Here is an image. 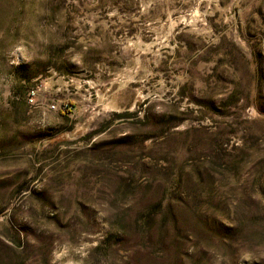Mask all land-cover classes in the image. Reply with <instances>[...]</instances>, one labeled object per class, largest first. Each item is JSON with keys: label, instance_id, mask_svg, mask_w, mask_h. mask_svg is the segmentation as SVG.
<instances>
[{"label": "rangeland", "instance_id": "obj_1", "mask_svg": "<svg viewBox=\"0 0 264 264\" xmlns=\"http://www.w3.org/2000/svg\"><path fill=\"white\" fill-rule=\"evenodd\" d=\"M0 264H264V0H0Z\"/></svg>", "mask_w": 264, "mask_h": 264}, {"label": "trees", "instance_id": "obj_2", "mask_svg": "<svg viewBox=\"0 0 264 264\" xmlns=\"http://www.w3.org/2000/svg\"><path fill=\"white\" fill-rule=\"evenodd\" d=\"M66 112H69V110H67ZM69 113H70V112H69ZM131 115H132V113H127V112H125V113L117 114L116 116H117L118 118H129Z\"/></svg>", "mask_w": 264, "mask_h": 264}, {"label": "built area", "instance_id": "obj_3", "mask_svg": "<svg viewBox=\"0 0 264 264\" xmlns=\"http://www.w3.org/2000/svg\"><path fill=\"white\" fill-rule=\"evenodd\" d=\"M36 92H37L36 90H32V91L30 92V96H31L32 99L35 97Z\"/></svg>", "mask_w": 264, "mask_h": 264}]
</instances>
